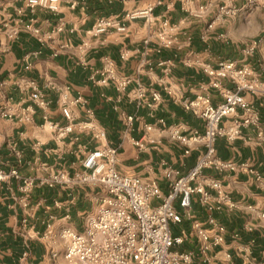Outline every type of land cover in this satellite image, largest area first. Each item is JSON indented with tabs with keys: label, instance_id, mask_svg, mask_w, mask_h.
<instances>
[{
	"label": "crops",
	"instance_id": "0c3cea01",
	"mask_svg": "<svg viewBox=\"0 0 264 264\" xmlns=\"http://www.w3.org/2000/svg\"><path fill=\"white\" fill-rule=\"evenodd\" d=\"M184 1L59 0V13L51 14L41 9L30 13L25 0H0V110L8 108L12 114L9 118L0 117V170L5 173L17 170L20 175L34 179L45 178L57 171L71 175L83 171L81 160L92 151L89 136L75 131L64 140H58L43 125L40 111L27 100V91L19 89L29 80L42 88L49 78L55 88L68 86L72 98L87 100L97 122L106 132L107 144L117 150L118 172L137 175L143 180H155L165 194L167 182L162 176L161 163L166 162L184 175L199 155L198 151L192 150L183 156L182 149L170 140L167 128L177 127L183 135L190 136L193 132L202 133L204 127L202 120L175 104L166 95L164 87L169 86L187 97L209 93L213 105L220 98L213 90L202 91L204 78L201 72L197 68L183 67L178 60L170 74L164 76L157 63L172 54L170 51L156 54L152 46H143L142 41L147 34L143 19L126 23L128 36L110 34L100 46L86 32L98 17L123 16L151 4L155 6L153 15L157 19L182 22L184 30L192 35L189 51L196 59L212 65L219 59L246 62L264 83V0H259L254 7L246 6L241 0L236 1L233 5L238 9L237 14L226 18L210 33L208 54L198 37L221 3L219 0H190L186 5L189 10L196 11L199 6L206 8L200 18H193L182 10ZM31 22L45 36L47 44L44 47L24 30ZM253 22L259 26L254 36L248 35L246 29ZM59 23L62 30L51 34ZM14 26H21L22 30L16 39L9 40L8 31ZM218 35L223 38L217 39ZM254 41L257 48L253 56H245L243 48ZM83 42L88 44V48L81 51L79 47ZM66 45L68 48L63 47ZM125 51L127 59L120 60V54ZM54 52L55 57L52 56ZM103 56L115 63L118 74L137 79L159 94L154 118L148 117L150 109L137 107L133 83L123 94H118L111 85L99 86L89 80L90 75L100 68L99 59ZM25 66L29 69L26 70ZM262 89L264 91V85ZM43 93L51 102V120L64 124L56 90L51 88L43 90ZM244 97L264 118V92L255 96L245 94ZM27 107L33 108L29 120L24 119ZM71 110L75 120L80 121L83 117L80 106H71ZM128 115L136 117L129 128L125 123ZM158 118L164 119L165 128L156 124ZM144 124L152 125L150 132H145ZM242 134L253 137L250 129H242ZM137 140L144 142L145 150L140 151L134 146L133 142ZM214 148L220 159L232 162L236 168L220 174L211 170L206 173L222 183L238 208L230 214L215 215L222 226L225 242L209 252L210 264H243L244 252L251 239L254 240L250 248L251 264H264V226L257 219V212L264 209V143L254 145L241 139L228 143L218 138ZM243 164H247L254 173L241 169ZM43 189L50 194H41ZM100 197L99 188L76 184L34 188L26 200L17 180L0 181V264H66L63 258L65 243L59 237L60 230L82 231L85 221L80 223L77 218L82 215L86 220L96 210ZM193 199L196 218L203 221L205 216L195 203V197ZM152 204L157 202L152 201ZM246 224L253 226V232L243 231ZM181 229L188 233L189 223L183 222L172 231L178 234ZM234 233L240 234L238 241L232 239ZM26 245L28 256L21 262ZM178 249L195 253L196 238H189ZM226 254L230 255L231 262L225 261Z\"/></svg>",
	"mask_w": 264,
	"mask_h": 264
},
{
	"label": "built area",
	"instance_id": "2783aa9c",
	"mask_svg": "<svg viewBox=\"0 0 264 264\" xmlns=\"http://www.w3.org/2000/svg\"><path fill=\"white\" fill-rule=\"evenodd\" d=\"M189 1H184L182 10L190 17L200 18L206 9L205 6L191 11L189 6H186ZM219 1L221 4L198 37L207 54L210 33L226 18L235 16L238 12L233 4L239 0ZM241 1L249 7H254L259 2ZM25 3L30 13L41 9L58 14L60 9L59 0H25ZM154 7L150 4L143 10L128 12L123 16L98 17L86 34L100 46L110 34L125 35L127 22L143 19L147 26L143 46H152L156 54L163 51H170L172 54L170 58L157 63L164 76L170 74L175 61L178 60L183 67L197 68L201 72L204 78L202 91L213 90L220 98V101L213 105L209 93L187 97L169 86L164 87L166 95L184 112L202 120L204 127L202 133L193 132L190 136L183 135L177 127L167 128L170 140L182 149L183 156L189 155L192 150L198 151L199 155L193 167L184 175L166 162L161 163L162 176L167 182L165 194L155 180H143L136 175L118 172L117 150L107 144L106 132L97 122L87 100L81 97L72 98L68 86L55 88L49 78L42 88L32 80L19 86V89L27 91V100L40 111L43 125L47 126L58 140H64L77 131L89 136L91 142L96 144V148L87 152L81 160L83 171L73 175L57 171L45 178L34 179L20 175L17 170L8 173L0 170V181L9 178L17 180L19 190L26 200L31 191L38 187H71L82 184L100 185L106 190V194L99 198L96 210L86 217L82 231L70 228L60 230L59 237L65 243L63 258L66 264H210L209 252L225 242L222 226L215 215L230 214L238 208V204L226 193L222 183L206 173L211 170L220 174L236 168L232 162L218 157L214 148L215 141L221 138L228 143L238 139L254 145L264 143V118L260 117L258 110L244 97L245 94L255 96L264 92V83L260 81L259 74L246 62L219 59L212 65L210 62L196 59L189 51L192 35L184 30L182 22L171 23L165 18L157 19L153 15ZM21 30V26L10 28L8 39H16ZM24 30H27L41 47L47 44L45 36L32 22ZM61 30L62 25L59 23L51 34ZM216 38L222 39L223 36L218 35ZM63 47L68 48L67 45ZM86 48L88 44L81 43L79 49L83 51ZM256 48L257 42L254 41L243 48L242 52L245 56L252 57ZM52 56L55 57L56 53ZM127 57V51L120 54V60L125 61ZM99 61L100 68L90 75L89 80L99 86L111 85L118 94H123L133 83V97L137 107L150 109L148 117L154 118L153 111L160 101L159 94L149 90L137 79L118 74L115 63L109 57L103 56ZM25 69L29 67L25 66ZM51 88L58 93L57 104L64 124L50 118L51 102L45 98L43 90ZM74 105H79L82 110L83 117L80 121H76L72 113L71 106ZM24 111V119L29 120L33 108L27 107ZM11 115L8 108L0 110V117L9 118ZM135 119V116H126V126L129 128ZM156 124L162 128L166 125L162 118L156 119ZM143 127L145 132L152 129L151 124H144ZM242 129H250L253 137L244 136ZM133 144L140 151L146 149L143 141L137 140ZM240 168L254 173L249 170L247 164L241 165ZM256 176L259 178L257 174ZM194 197L195 203L205 216L203 221L197 220L194 213ZM152 201L157 204L153 205ZM247 208L252 209L250 206ZM257 219L264 226V209L257 212ZM183 222L189 223V232L181 229L178 234H174L173 227H179ZM253 230L252 225L246 224L243 227L246 233ZM193 237L197 241L195 253L178 249ZM232 239L238 241L240 234L234 233ZM253 243L254 240L251 239L246 246L243 264H251L250 248ZM25 248L21 262L28 256V246ZM225 261L231 262L229 254L225 255Z\"/></svg>",
	"mask_w": 264,
	"mask_h": 264
},
{
	"label": "rangeland",
	"instance_id": "374dc122",
	"mask_svg": "<svg viewBox=\"0 0 264 264\" xmlns=\"http://www.w3.org/2000/svg\"><path fill=\"white\" fill-rule=\"evenodd\" d=\"M251 25L252 26H249V27H246V29H247V33H248V35H252V36H254L255 34H256V32H257V30L259 29V26H258V24L257 23H255V22H253V23H251ZM124 37L125 36H128V32L125 34V35H123ZM130 174H132V172L130 173ZM137 176V175H136ZM139 177V176H138ZM141 178V177H140ZM89 213H91V212H89ZM77 220H79V222L81 223H83L84 221H85V218L81 215V216H79V218H77Z\"/></svg>",
	"mask_w": 264,
	"mask_h": 264
},
{
	"label": "trees",
	"instance_id": "16d2710c",
	"mask_svg": "<svg viewBox=\"0 0 264 264\" xmlns=\"http://www.w3.org/2000/svg\"><path fill=\"white\" fill-rule=\"evenodd\" d=\"M88 139H89V144L91 146L90 149L94 150L96 148V144H94L93 142H91L90 138H88ZM94 187L99 188L101 196H104L106 194V190L102 186L96 185ZM40 193L43 194V195H47V196L50 194L49 192H48V194H46L47 193V189L41 190Z\"/></svg>",
	"mask_w": 264,
	"mask_h": 264
}]
</instances>
